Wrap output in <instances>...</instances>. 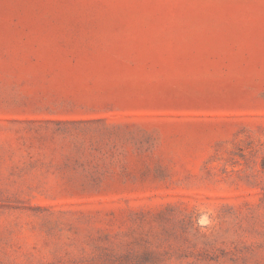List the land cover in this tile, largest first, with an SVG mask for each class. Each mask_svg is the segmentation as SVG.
Returning <instances> with one entry per match:
<instances>
[{
    "label": "rangeland",
    "instance_id": "obj_1",
    "mask_svg": "<svg viewBox=\"0 0 264 264\" xmlns=\"http://www.w3.org/2000/svg\"><path fill=\"white\" fill-rule=\"evenodd\" d=\"M0 264H264V0H0Z\"/></svg>",
    "mask_w": 264,
    "mask_h": 264
}]
</instances>
